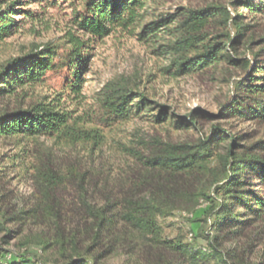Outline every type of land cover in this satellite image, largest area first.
<instances>
[{
	"label": "rangeland",
	"instance_id": "obj_1",
	"mask_svg": "<svg viewBox=\"0 0 264 264\" xmlns=\"http://www.w3.org/2000/svg\"><path fill=\"white\" fill-rule=\"evenodd\" d=\"M233 4L234 0H154L134 34L116 30L93 45L80 96L64 89L61 74L49 72L42 85L25 86L0 98V106L8 109L55 103L86 116L99 91L107 83L116 82L166 106L169 112L163 123L155 121L156 111L141 112L128 121L109 125L87 123L86 127L96 129L100 135L98 144L70 143L54 137L0 136L1 247L10 249L11 254L26 249L51 261H61L62 252L71 253L76 247L80 252L90 248L89 254L97 257V264H177L173 252L145 242L119 218L115 203L127 198H151L173 209L170 216L159 218L162 236L167 240L196 241L206 247V242L194 235L209 231L218 237L216 244L231 264H264V216L254 218L237 232L217 231L211 229L210 204L197 200L201 192L213 190L232 138H240L244 146L264 139V118L223 115L228 105L243 95L238 82L250 70L224 59L193 74L172 76L165 70L169 55L159 54L158 46L137 38L146 24L163 16L176 15L183 9L222 6L232 16L241 13V22L248 25L235 54L251 60L263 47L258 40L264 35V11L252 13ZM27 7L37 14L41 11L38 3ZM67 13L70 10L65 7L48 8L41 15V23L23 22L15 34L0 43V64L47 43L62 42L69 29ZM213 29L222 32L223 27ZM196 110L204 115H197L195 125L177 128L176 120ZM215 126L229 137L213 149L208 168L192 175L147 168L123 151L128 147L148 156L170 145L194 144L208 137ZM46 167L62 179L48 196L37 180L38 172ZM89 205L108 210L109 223L99 227V220L88 211ZM7 231H11L10 238L4 244ZM43 246L47 248L41 250Z\"/></svg>",
	"mask_w": 264,
	"mask_h": 264
},
{
	"label": "trees",
	"instance_id": "obj_2",
	"mask_svg": "<svg viewBox=\"0 0 264 264\" xmlns=\"http://www.w3.org/2000/svg\"><path fill=\"white\" fill-rule=\"evenodd\" d=\"M154 0H0V43L15 34L26 20L41 23V15L48 8L62 7L70 10L67 15L69 29L62 42L47 43L41 48L9 58L0 64V98L16 93L23 87H34L45 83L47 74H61L64 89L69 94L80 96L83 74L91 56L93 45L118 30L134 34L146 17L148 5ZM38 3L39 14L27 6ZM235 7L252 13L264 11V0H234ZM20 16V19H16ZM241 13L231 15L222 6H207L201 9H183L178 14H169L146 24L137 38L158 46L161 55H169L165 70L172 76L193 74L214 66L226 59L233 66H242L250 71L238 82L243 95L228 105L225 114L239 115L244 119L264 118V35L258 40L263 47L261 53L251 60L235 54L243 42L248 25L241 22ZM222 26V32H213V26ZM227 52L224 53L225 50ZM234 52L230 55L229 52ZM156 111L157 123L168 120V108L149 100L143 93L133 91L128 85L116 82L107 83L97 94L94 107L88 115H76L72 109L60 108L55 103H37L29 107L8 109L0 106V136L54 137L59 140L94 144L100 142L96 129L87 123L109 125L128 121L141 112ZM196 110L189 117L175 121L177 128L195 125ZM199 117V116H198ZM86 118V119H85ZM229 137L219 127H213L208 137L194 144L170 145L166 149L145 156L139 151L123 147L129 156L147 168L164 172L192 175L208 168L214 155V148ZM234 137L222 157L223 171L213 181L211 192H201L198 199L210 205L208 217H213L211 229L229 233L237 232L251 220L264 216V139L250 146L239 143ZM40 189L45 196L62 183L55 171L45 168L37 175ZM117 204L119 218L145 242L157 244L173 252L177 264H231L218 247V237L213 232L196 233L194 238L206 242L202 247L196 241L183 242L180 239L167 240L162 236L159 218L172 214L171 208L151 199H122ZM240 209V211H238ZM90 215L99 220V227L109 223L105 208L88 206ZM205 221H207L205 219ZM2 230H5L3 228ZM11 231L3 237L7 244ZM25 247V245H21ZM41 247V250L46 249ZM12 253L0 246V264H97V257L89 254L90 248L80 252L76 247L71 253L62 252V260H42L38 254L26 252ZM11 255V257H10Z\"/></svg>",
	"mask_w": 264,
	"mask_h": 264
}]
</instances>
